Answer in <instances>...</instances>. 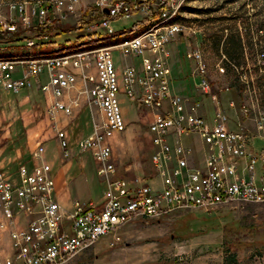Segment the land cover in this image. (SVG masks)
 I'll return each instance as SVG.
<instances>
[{
    "label": "built area",
    "instance_id": "obj_1",
    "mask_svg": "<svg viewBox=\"0 0 264 264\" xmlns=\"http://www.w3.org/2000/svg\"><path fill=\"white\" fill-rule=\"evenodd\" d=\"M65 1L54 0L52 6L62 7ZM155 1L96 0V6L107 9L102 19L106 32L111 31L110 18H129L138 12L153 17L152 7L157 5L160 18L171 12L178 0L159 4ZM19 11L24 9L20 7ZM29 21L27 17L22 19L26 25ZM16 31L14 21H0V36ZM181 34L182 27L178 25L144 42L116 47L123 57H140L139 68L127 65L119 71L112 49L72 56L65 62L35 61L0 67V111L7 96L28 88L31 80L47 69L49 83L41 88L51 96L47 113L52 119L57 113L70 117L80 106L79 100L67 97L66 92L81 80L89 96L88 104L98 108L101 122L93 124L91 133L81 138L76 147L82 153H90L97 176L105 186L99 203L74 200L65 207L56 199L52 168L44 160L42 144L30 152L31 164H19L14 175L0 160V264H65L107 236L118 242L116 232L135 220L179 209L208 211L234 202L264 204V65L257 88L248 89L251 80L244 72L240 75L246 91L238 104L239 118L230 122L225 112L217 110L206 119L197 114L198 104L189 105L171 89L170 54L166 47ZM186 58L195 64L196 86L204 94L210 93L202 52L193 49ZM85 68L94 71L90 73ZM121 95L156 112L147 126L152 171L147 181L117 175L110 140L126 131ZM229 107L236 109V102L231 101ZM57 136L63 158H70L66 137L59 131ZM191 137L199 143L194 145L189 141ZM256 140L262 142V147L256 146ZM196 147L201 154L198 166L192 160Z\"/></svg>",
    "mask_w": 264,
    "mask_h": 264
},
{
    "label": "rangeland",
    "instance_id": "obj_2",
    "mask_svg": "<svg viewBox=\"0 0 264 264\" xmlns=\"http://www.w3.org/2000/svg\"><path fill=\"white\" fill-rule=\"evenodd\" d=\"M53 1L0 0V21H14L17 25L16 33L0 36V56L21 61L68 54L75 49L92 52L112 48L119 71L127 65L139 68L140 57H123L115 48L120 42L136 36L119 37L117 33L150 17L138 12L129 18H110L108 27L115 36H108L102 26L107 9L96 6V0H66L62 7L52 6ZM162 1L156 0L155 3ZM174 5L179 9L173 23L182 27V34L166 47L170 54L172 92L186 99L189 105L198 104L199 116L210 119L220 110L233 122L240 116L238 104L246 91L239 80L240 75L244 72L251 80L248 89L257 88L261 83L263 65L257 56L264 52V0H178ZM157 6L152 7L155 10L153 16L158 15ZM20 7L23 12L19 11ZM26 17L30 19L27 25L22 22ZM40 20L44 21L39 24ZM77 31L85 38L75 40L72 36ZM61 32L67 33L69 42L65 43L61 34L56 40V35ZM235 38L241 41L242 55L230 60L226 55L229 49L226 43ZM21 39L24 40L19 41ZM53 41L56 43L48 47L51 50L49 55H42L34 48L35 44ZM28 42L32 46L27 47ZM193 49L202 52L210 93L204 94L196 86L195 64L186 58V53ZM87 62L81 61L80 66ZM86 71L93 73L94 70ZM49 77L48 70L42 69L28 88L4 99L0 111V160L2 164L3 161L11 162L8 168L14 175L16 164L28 160L30 151L38 143L44 146L47 163L59 160L63 155L57 147L59 131L66 137L68 148L72 149L73 160L84 166L83 173L78 171V174L88 180L87 193L75 200L97 204L105 186L97 176L90 153L80 152L76 144L91 133L93 124L101 122V114L98 108H94L91 117L88 111L79 116L82 98L86 99L88 106L92 105L88 104L89 96L78 80L76 87L67 91L66 96L79 100L80 108L74 115L60 120L49 117L47 105L51 96L41 89L49 83ZM119 99L126 131L116 134L113 139L117 175L127 180L147 181L152 175L147 126L156 112L137 100L125 98V95ZM231 101L236 102V109L229 107ZM253 118L254 114H251L250 120ZM228 125L233 128L231 123ZM189 141L194 145L199 143L196 137ZM256 146L262 147V142L256 140ZM197 148L192 158L194 166L201 161ZM116 233L118 242L113 236H107L65 264H264V204L234 202L208 211L179 209L159 217L132 221Z\"/></svg>",
    "mask_w": 264,
    "mask_h": 264
},
{
    "label": "crops",
    "instance_id": "obj_3",
    "mask_svg": "<svg viewBox=\"0 0 264 264\" xmlns=\"http://www.w3.org/2000/svg\"><path fill=\"white\" fill-rule=\"evenodd\" d=\"M81 102L83 105H82V108L80 110L79 116L83 112L88 111V113L91 117L93 109L96 107L88 106L85 98H82ZM47 107H48V105H47ZM64 116L65 115H63L62 113H57L55 118L60 120L61 118H64ZM38 133H39V131H38ZM67 133H69V132L67 131ZM69 134H71V133H69ZM38 135H40V133ZM71 135H73V134H71ZM114 137L110 140V143L112 145L113 150H114V146H113L114 145V140H113ZM57 142H58L57 147L60 149V151H62L60 144H59V141H57ZM70 154H71L70 158L64 159L62 156V158H60L59 160H54L51 163H49L51 168H52V175H53L54 180H55V196H56V199L65 207H69L72 200H75L76 198L82 196L83 194H86L88 191V180L84 176L80 175V173H83L84 166L81 162L73 160L72 149L70 150ZM113 155H114V152H113ZM10 163H11L10 161H7V162L3 161L4 167L6 166L7 170L11 173V169L8 168V165H10ZM19 164L30 165L31 164L30 158L28 157V160H26V161H19L16 164V168ZM78 171L79 172L81 171V172L78 174Z\"/></svg>",
    "mask_w": 264,
    "mask_h": 264
},
{
    "label": "bare ground",
    "instance_id": "obj_4",
    "mask_svg": "<svg viewBox=\"0 0 264 264\" xmlns=\"http://www.w3.org/2000/svg\"><path fill=\"white\" fill-rule=\"evenodd\" d=\"M172 5L171 7V12L164 14V16H160V21L148 29L147 31L143 32L142 34L131 38V39H126L122 42H120L116 47L118 46H124V45H131L133 43H138V42H144L146 38H150L153 35H156L159 32H164L168 31L172 28H175L178 26L176 23H173V18L176 15L179 6ZM114 31L111 29V31H106V34L108 36H112ZM30 47V46H27ZM115 47V48H116ZM111 50L112 48H99L97 50H94L92 52H86L82 51L81 49H75L72 53L68 54H55L53 56H40V57H34V58H29L27 60H18V59H5V58H0V67H3V65H8L9 63H33L35 61H40V63H54V62H65L67 58H71L72 56H80V55H86V54H93L96 53L100 50Z\"/></svg>",
    "mask_w": 264,
    "mask_h": 264
},
{
    "label": "trees",
    "instance_id": "obj_5",
    "mask_svg": "<svg viewBox=\"0 0 264 264\" xmlns=\"http://www.w3.org/2000/svg\"><path fill=\"white\" fill-rule=\"evenodd\" d=\"M159 21H160V18L157 15L150 17V18H145V19H142L138 22L133 23L129 29L119 31L117 33V35L119 37L137 36L140 33L142 34V32H145L148 29H150L151 27H153L154 25H156ZM60 34L62 35L63 39H65V43L69 42V40H67L68 35L66 32H61L58 35H56V40L59 39ZM72 37L75 40H81V39L85 38V36L83 34H80L79 31H77ZM22 40H24V39H21L19 41H22ZM55 43L56 42H54V41L48 42V43H38V44L34 45V48L39 53H41L42 55H49V54H51V50L48 47L49 46L53 47L55 45ZM226 45L229 46V49L226 50V55L228 56V58L230 60H234V58H236L237 56L239 57L240 55H242V50H243L242 48L243 47H242V44H241V41L239 38H235V39L228 41L226 43ZM0 58H4V57L0 56ZM257 58L261 61V64L264 65V52H260L258 54Z\"/></svg>",
    "mask_w": 264,
    "mask_h": 264
},
{
    "label": "water",
    "instance_id": "obj_6",
    "mask_svg": "<svg viewBox=\"0 0 264 264\" xmlns=\"http://www.w3.org/2000/svg\"><path fill=\"white\" fill-rule=\"evenodd\" d=\"M107 13V11H105Z\"/></svg>",
    "mask_w": 264,
    "mask_h": 264
}]
</instances>
